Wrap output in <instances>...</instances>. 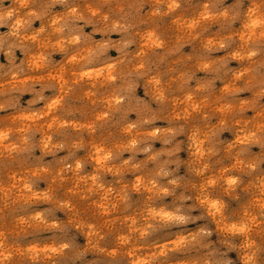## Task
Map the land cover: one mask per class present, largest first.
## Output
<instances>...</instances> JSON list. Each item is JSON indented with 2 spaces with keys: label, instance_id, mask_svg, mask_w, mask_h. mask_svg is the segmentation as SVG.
Segmentation results:
<instances>
[{
  "label": "rangeland",
  "instance_id": "obj_1",
  "mask_svg": "<svg viewBox=\"0 0 264 264\" xmlns=\"http://www.w3.org/2000/svg\"><path fill=\"white\" fill-rule=\"evenodd\" d=\"M27 2L25 7L19 0H5L2 7L6 11L0 14L7 17L12 12V23L19 21L16 31L23 46L29 49L28 62L52 67L49 71L30 72L29 75L43 79L34 87L27 85L29 90L8 98L9 103H15L18 96L21 110H0V117L4 118L0 123V264H69L70 261L73 264L81 261L83 264H198L203 255L198 245L203 237L197 236L195 241L192 237L204 225L181 226L161 219L163 211L181 215L169 207L176 197L159 192V186L171 177H153L155 169L151 163L146 168L132 170L129 165H121L122 160L130 158L140 163L146 156L143 152L133 156L131 150H123L122 132L114 123L120 117L113 110L120 105L144 111L142 100L146 99V91L161 89L151 77H146L121 101L113 78L120 79L121 61L125 58L129 68L138 66L132 63L138 61L164 78L166 70L174 69L177 61L202 54L204 44L215 49L211 57L204 59L205 63L225 56L226 51L217 46L222 34L218 31L220 24L212 23L215 20L212 11L217 7L214 0L210 8H205L207 0H178L179 7L174 6L177 0H117L112 6L114 11L101 10L103 15L110 16L109 24L94 21L99 28L95 32L92 24L84 27V33H92V43L77 50L84 58L76 60L60 51L65 39L57 29L62 27L59 17L67 9L50 0L47 5L42 0L37 4ZM85 3L91 12L97 10L90 0ZM137 16L143 23L136 26L133 44H124L121 31H108L117 25L120 17L135 20ZM235 28L239 31L241 25L237 23ZM68 30L75 31L73 22H68ZM10 31L11 24L7 21L0 24V34ZM249 35L239 31L235 42H229L228 51L242 55L238 52L240 38L247 41ZM12 51L16 64L25 59L20 47ZM9 58L8 47L0 49V64L8 65ZM157 60L159 63L154 64ZM239 66L237 59L227 65L232 69ZM190 74L191 70L186 73ZM195 75L201 80L220 76L215 81L219 89L224 87L227 73L223 66L213 65L212 72L201 66ZM23 81L24 77L13 81L5 75L0 79V87L12 88ZM37 96L43 99L37 100ZM33 100L36 102L30 104ZM248 115H252L251 111ZM128 118L135 120L136 112L128 113ZM155 127L164 128L166 123L157 121ZM25 128L41 131L22 135ZM222 138L234 139L231 133ZM78 144L82 146L77 147ZM113 145H121L118 154ZM151 148L159 150L161 142L154 141ZM185 149L181 158L188 161L195 147L188 149L185 144ZM109 151H113L112 156ZM251 152L258 153L259 147L253 145ZM215 159L209 157L205 163ZM221 160L227 167L247 166L243 157L235 160L225 155ZM175 175L192 174L182 165V171ZM259 176L258 168L255 172L224 177L225 186L230 185L233 192L223 198L228 211L223 213L222 223L217 222L221 214L212 215L208 205L216 199V190L206 198L204 211L216 229L210 237L213 242L225 233L231 234L233 223L247 225L244 233H237L233 240L225 242L221 249L225 259L243 262L247 258L249 235L258 242L259 218L254 221L252 217L257 215L261 202ZM230 179L236 183L229 184Z\"/></svg>",
  "mask_w": 264,
  "mask_h": 264
},
{
  "label": "clouds",
  "instance_id": "obj_2",
  "mask_svg": "<svg viewBox=\"0 0 264 264\" xmlns=\"http://www.w3.org/2000/svg\"><path fill=\"white\" fill-rule=\"evenodd\" d=\"M4 2L5 0H0V13L6 11L2 7ZM19 2L25 7L28 6L27 0H19ZM31 2L37 4L40 0H31ZM42 2L47 5L49 0H42ZM90 2L97 9L95 12H91L85 0H79L78 3L77 0H50V3H59L67 9L66 14L59 17L62 27L57 31L65 39V45L60 51L71 60L83 59L84 57L77 50L83 45L92 43L90 40L92 33H84V27L92 24L93 32H95L99 28L94 21L109 24L110 16L103 15L101 10L114 11L112 6L117 0H90ZM214 2L217 7L212 11L215 17L212 23L220 24L218 31H222V34L217 39V46L226 51L225 56L208 59L205 63L204 59L211 57L215 49L204 44L202 54L177 61L174 69L166 70L164 78L159 74H153L152 70L138 61H132L138 66L131 68L128 67L127 58L121 61L123 65L121 77L113 78L116 94L121 101L126 99L134 86H140L146 77H151V80L156 82L157 88L161 89L151 93L146 91V99L142 100L144 111L120 105L113 110L120 117L114 123L122 132L123 150H131L133 156L136 152H143L146 156V160L140 163L130 158L122 160L121 165H129V170H132L146 168L151 163L155 169L153 177H171L159 186V192L165 196L176 197L169 207L184 217L178 223L181 226H185L186 223L204 225L197 235L192 237L194 241L197 236L203 237L198 245L203 252L198 264H215L219 256L225 258V253L221 249L226 246V241L233 240L236 236L233 233H225L215 242L210 239L216 229L204 211L206 198L215 189L217 192L215 198L222 202L225 196L232 195L233 192L230 185L225 186V176L239 175L244 171L255 172L259 168L258 185L261 202L257 215L252 217L254 221L257 217L259 218V226L256 229L258 242L249 235L247 258L243 262L225 259V264H264V206H262L264 205V0H231V3H226V0H214ZM212 3L213 0H207L205 8H210ZM174 6L179 7L178 0ZM48 11L51 9L49 8ZM13 19L12 12H8L7 17L0 14V24L5 21L11 24L9 33L0 34V49L7 46L10 54L9 64H0V79L6 75L13 81H19L21 77H24V81L22 84H13L12 88L0 87V110L5 111L21 110L18 96L15 103H9L8 98L19 91L29 90L27 85L34 87L43 79V77L29 75L30 72L49 71L52 67L51 65L36 67L28 62L29 49L23 46L19 33L16 31L19 21L13 24ZM253 21L256 23L253 24ZM68 22H73L75 31L68 30ZM25 23L28 22L25 21ZM55 23L56 21H53V25ZM140 23H143V20L138 16L135 20L120 17L117 25L109 28L108 31H121L125 36L124 44L131 45L137 35L136 26ZM237 23L241 25L239 31H243L246 35L251 33L247 41L243 37L240 38L238 52H242V55L228 51L229 42H235L234 38L239 36V31L235 28ZM41 31L43 32L44 29L42 28ZM32 39L35 40V37ZM15 47H20L25 53V59L19 64H16L12 51ZM87 54L85 53V56ZM233 59L240 62V66L236 69L227 67ZM153 63L158 64L159 61ZM213 65L225 68L227 75L223 88L217 89L215 85V81L221 79L220 76L211 75L207 80H201L195 75L201 66L212 72ZM190 70L191 74L186 75ZM36 99L40 100L43 97L37 96ZM35 102L36 100H33L29 103ZM249 111L252 113L251 116L248 115ZM130 112H136L135 120L128 118ZM3 120L4 118L0 117V123H3ZM157 121L165 122L166 127H155ZM39 131H41L39 128H25L22 135ZM229 133L234 137L233 140L228 141L222 138ZM156 140L161 142L159 150L151 148ZM185 144L188 145V149L195 147L188 161L181 158V154L186 150ZM253 145L259 147L258 153L251 152ZM113 150L118 154L121 145H113ZM108 154L112 156L113 151H109ZM225 155L235 160L243 157L247 159V166L241 169H237L236 164H231L230 167L224 166L221 157ZM209 157L216 159L212 163H205ZM109 163L112 161L110 160ZM182 165L192 174L191 176L175 175L182 171ZM209 175L215 177L212 179L214 180L212 184L208 183ZM193 212H199V215H193ZM217 222H223V215ZM69 264L73 262L70 261ZM80 264H83V261Z\"/></svg>",
  "mask_w": 264,
  "mask_h": 264
},
{
  "label": "snow or ice",
  "instance_id": "obj_3",
  "mask_svg": "<svg viewBox=\"0 0 264 264\" xmlns=\"http://www.w3.org/2000/svg\"><path fill=\"white\" fill-rule=\"evenodd\" d=\"M255 23L256 22L253 21V24H255ZM36 67H40V64H37ZM79 166L80 165L78 164L77 167H79ZM235 182L236 181L234 179L229 180V184H233ZM208 183L212 184V183H214V180L209 179ZM208 205H209V210H210L212 215H215L216 213H220L221 215H223V213L225 211H228L227 206L218 199L209 201ZM262 206H264V205H262ZM160 215H161L162 220H165L168 222H179V221H182L184 219L183 216H176L173 213L168 212V211H163ZM232 216H233V219H235L234 213H232ZM246 230H247V225L244 223H241V224L233 223L231 225V232L234 235L237 233H244ZM215 264H225V258L223 256H219V258L216 259Z\"/></svg>",
  "mask_w": 264,
  "mask_h": 264
}]
</instances>
